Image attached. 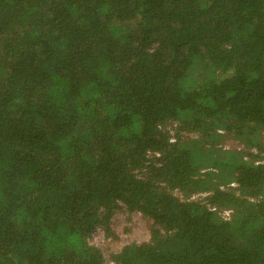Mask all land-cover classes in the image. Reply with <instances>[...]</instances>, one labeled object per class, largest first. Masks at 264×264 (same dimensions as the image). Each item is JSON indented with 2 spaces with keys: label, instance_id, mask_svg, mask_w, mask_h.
<instances>
[{
  "label": "trees",
  "instance_id": "trees-1",
  "mask_svg": "<svg viewBox=\"0 0 264 264\" xmlns=\"http://www.w3.org/2000/svg\"><path fill=\"white\" fill-rule=\"evenodd\" d=\"M262 132L264 0H0V264H264Z\"/></svg>",
  "mask_w": 264,
  "mask_h": 264
},
{
  "label": "rangeland",
  "instance_id": "rangeland-1",
  "mask_svg": "<svg viewBox=\"0 0 264 264\" xmlns=\"http://www.w3.org/2000/svg\"><path fill=\"white\" fill-rule=\"evenodd\" d=\"M171 132L174 131L171 130ZM262 137L264 141V132H262ZM218 146L230 149L243 148L239 143L229 138L223 139ZM261 155L264 156V153H261ZM262 161V159L259 160V162ZM151 224V220L143 217L140 213H128L122 208L111 219L110 226L117 237H106L102 230L96 229L91 234L89 241L93 245L100 247L104 258L109 260L111 254L117 252L123 245L131 242L140 243L146 241L149 237Z\"/></svg>",
  "mask_w": 264,
  "mask_h": 264
},
{
  "label": "built area",
  "instance_id": "built-area-1",
  "mask_svg": "<svg viewBox=\"0 0 264 264\" xmlns=\"http://www.w3.org/2000/svg\"><path fill=\"white\" fill-rule=\"evenodd\" d=\"M224 214H227L228 215V211L224 212ZM226 216V215H225Z\"/></svg>",
  "mask_w": 264,
  "mask_h": 264
}]
</instances>
